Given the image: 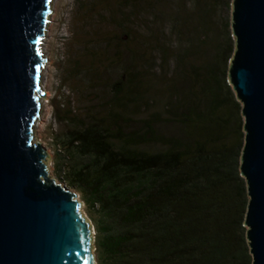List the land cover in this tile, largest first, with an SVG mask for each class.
Returning <instances> with one entry per match:
<instances>
[{
  "label": "trees",
  "instance_id": "obj_1",
  "mask_svg": "<svg viewBox=\"0 0 264 264\" xmlns=\"http://www.w3.org/2000/svg\"><path fill=\"white\" fill-rule=\"evenodd\" d=\"M232 2L74 0L54 171L93 219L98 264H252Z\"/></svg>",
  "mask_w": 264,
  "mask_h": 264
},
{
  "label": "water",
  "instance_id": "obj_2",
  "mask_svg": "<svg viewBox=\"0 0 264 264\" xmlns=\"http://www.w3.org/2000/svg\"><path fill=\"white\" fill-rule=\"evenodd\" d=\"M52 11L53 0H0V264H98L82 202L50 177L47 149L35 141ZM231 29L228 80L245 133L244 225L252 264H264V0H233Z\"/></svg>",
  "mask_w": 264,
  "mask_h": 264
},
{
  "label": "rangeland",
  "instance_id": "obj_3",
  "mask_svg": "<svg viewBox=\"0 0 264 264\" xmlns=\"http://www.w3.org/2000/svg\"><path fill=\"white\" fill-rule=\"evenodd\" d=\"M74 5V0H53V11L50 16L44 43V52L47 58V63L43 69L42 88L44 98H41L42 109L40 120L35 127V141L42 144L46 149L49 158L48 169L51 178H54L57 183H63L57 178L54 171V145L52 142V134L61 129L60 123L55 119L54 115V100L61 93L67 96V88L61 86V78L64 77V68L67 66L66 54L71 50H76L75 39L72 37V32L75 31V22L71 17V9ZM106 27V28H105ZM109 23H105L102 27L103 31L110 29ZM76 193L77 199L82 202V212L87 220L94 227L93 219L86 209L85 203L81 194L72 187H68ZM95 229V228H94ZM95 236V235H94ZM93 251L96 256L95 241Z\"/></svg>",
  "mask_w": 264,
  "mask_h": 264
}]
</instances>
